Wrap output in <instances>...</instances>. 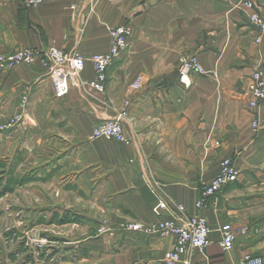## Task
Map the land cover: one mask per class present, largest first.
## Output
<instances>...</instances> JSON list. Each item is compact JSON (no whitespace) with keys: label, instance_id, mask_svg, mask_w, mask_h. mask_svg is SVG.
I'll use <instances>...</instances> for the list:
<instances>
[{"label":"crops","instance_id":"1","mask_svg":"<svg viewBox=\"0 0 264 264\" xmlns=\"http://www.w3.org/2000/svg\"><path fill=\"white\" fill-rule=\"evenodd\" d=\"M242 1L0 0V55L55 47L89 58L108 52L110 29L131 30L103 93L89 85V62L81 83L61 99L39 63L0 70V116L19 119L7 136L9 158H32L42 176L53 178L55 193L71 194L65 207L75 210L69 223L58 222L64 232L57 247L35 250L38 264H164L174 237L121 228L154 224L158 199L207 220L210 244L190 252L196 264H239L245 255L264 261V107L250 111L245 97L252 72L264 73V34L256 44L258 29L237 7ZM248 1L264 16V0ZM184 56H195L202 68L187 74L189 86L180 81ZM139 75L143 84L134 91ZM123 110L125 142L91 138L95 125ZM225 159L239 172L237 182L196 210L201 184ZM91 208L92 218L79 217ZM223 224L246 229L227 252L220 247ZM13 257L0 240V264H14Z\"/></svg>","mask_w":264,"mask_h":264},{"label":"built area","instance_id":"2","mask_svg":"<svg viewBox=\"0 0 264 264\" xmlns=\"http://www.w3.org/2000/svg\"><path fill=\"white\" fill-rule=\"evenodd\" d=\"M30 5H40L42 0H26ZM117 2L119 0H108ZM244 12H247L249 23L258 29L259 35L255 38L256 44L262 43L264 34V16H262L253 2L245 0L237 4ZM109 50L103 54L92 55L89 58L67 53L55 47L45 50L25 49L9 55H0V70H9L19 65L39 63L48 71L52 80L54 96L61 99L70 91V88L81 83L80 74L86 63L92 64L94 80L89 83L90 87L99 93L105 90L107 71L112 63L126 50L131 36V30L127 26H119L110 29ZM180 81L189 86L187 74L189 72L202 73V68L195 56H184L179 60ZM143 84V77L137 76L132 84V89L137 91ZM247 107L256 112L264 107V73L258 69L252 72L245 92ZM125 119V111L115 117L103 120L92 128L91 138H103L117 142H125L122 123ZM259 120L255 117L252 122L253 132H257ZM239 172L229 159L222 160L217 176L208 184H201L200 196L195 203V209L206 208L210 200L226 186L237 182ZM156 218L154 224L145 226L140 222L122 225L126 232L145 233L156 235L160 238L172 236L175 238L174 247L167 251L163 257L164 264H196L190 259L192 250L204 251L210 244L211 228L205 218L199 214L189 215L182 205L171 204L165 199H158L152 208ZM167 214L170 219L164 217ZM223 251H230L233 247L236 234H246V229L234 231L230 224H223L218 230ZM239 264H264L260 257L245 255Z\"/></svg>","mask_w":264,"mask_h":264},{"label":"rangeland","instance_id":"3","mask_svg":"<svg viewBox=\"0 0 264 264\" xmlns=\"http://www.w3.org/2000/svg\"><path fill=\"white\" fill-rule=\"evenodd\" d=\"M17 120V116L11 119L7 114L0 116V158L9 160L7 165L13 169V176L25 177L30 181L0 198V240L4 249L13 254L14 264H38L42 258L35 250H53L54 246L57 247L54 242L64 232L63 228L58 227V222L65 215L68 218L75 216V210L65 207L70 203L71 194L55 193L53 178L42 176L32 158L24 155L21 157L18 153L20 151L9 158V152L14 147L11 145L9 150L7 136L9 130L17 126ZM20 146L21 143L17 150ZM85 210H82L79 217L92 218L94 210ZM34 251V257L27 262L26 256Z\"/></svg>","mask_w":264,"mask_h":264},{"label":"trees","instance_id":"4","mask_svg":"<svg viewBox=\"0 0 264 264\" xmlns=\"http://www.w3.org/2000/svg\"><path fill=\"white\" fill-rule=\"evenodd\" d=\"M9 160L0 158V198L12 193L17 187H21L30 180L25 177L13 176L12 170L7 165ZM70 218L67 215L62 218L59 223L67 224Z\"/></svg>","mask_w":264,"mask_h":264}]
</instances>
